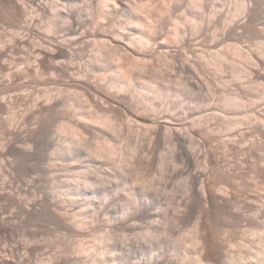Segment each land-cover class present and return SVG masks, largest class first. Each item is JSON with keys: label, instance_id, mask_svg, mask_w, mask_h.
Returning <instances> with one entry per match:
<instances>
[{"label": "bare ground", "instance_id": "6f19581e", "mask_svg": "<svg viewBox=\"0 0 264 264\" xmlns=\"http://www.w3.org/2000/svg\"><path fill=\"white\" fill-rule=\"evenodd\" d=\"M77 1L0 0L25 33L21 31L0 49V68L5 75L0 79V111L9 115V124L6 117H0V129L10 131L7 141H0V264H93L83 257L88 249L80 242L67 246L71 255L54 260L52 251L56 249L39 241L44 234L37 223L51 220L73 235L80 233L84 215L90 214L85 225L96 227L102 211L111 214L118 209L111 202L114 197L110 200L109 193L105 195L112 180L99 170L106 162L127 166L131 161L135 179L143 183L151 171L164 178L162 168L167 160L172 164L167 184L177 178L186 182L175 217L195 223L189 233L191 240L167 238L172 219L157 220L160 212L154 194L159 191L153 192L149 202L138 201L136 196L135 201L130 199L135 210L129 218L150 221L139 236L152 251L164 240L178 245L174 253L167 249L161 255L152 254L150 263L264 264V193L252 182L264 180V142L256 138L264 137L260 104L264 102V0H241L240 17H234L229 8L226 11L227 7L207 16L205 10L213 0H167L164 5L157 0H90L87 14L100 11L93 27L78 12ZM193 9V23L188 13L191 19L182 14L178 18L179 12ZM171 24L177 28L174 35L167 32ZM248 30L259 37L261 49L246 52L248 64L237 72L232 55L237 58L244 52L238 45L225 44L235 35L243 38ZM221 47L227 48L219 51ZM11 54L20 62L10 59ZM82 55L88 57L86 61ZM163 63L172 71L170 77L162 71ZM229 71L232 73L227 75ZM240 73L247 78L241 79ZM31 76L32 84L54 88L33 98L21 93L14 100L11 92L31 86L26 81ZM166 80L178 86L175 95L190 87L194 99L186 103L181 97V103L177 99L174 105H164L160 91L171 90L170 85L165 86ZM80 100L90 104V112L74 111ZM17 101L29 106L20 121L12 108ZM161 109L167 111L164 117ZM220 111L239 115L230 120L218 116ZM217 116L222 124L216 123ZM10 120L16 123L11 125ZM131 122L144 125V140H140V132L138 138ZM233 130L236 135L230 138ZM114 134L121 142L131 140L132 147L123 151ZM166 148L170 157H163L167 158L164 161L161 153ZM60 171L75 174L77 180L58 182ZM82 174H95L96 178L89 181ZM212 213L220 216L222 236H216L208 223ZM125 219L113 228L127 229ZM24 226L32 227L28 234V227L22 230ZM240 231L250 239L248 244L232 240ZM98 238L105 243L116 241L107 232ZM120 238L126 241L125 236ZM189 245L194 249L193 258L187 251ZM141 248L136 250L139 258L144 253ZM141 260L135 264H142Z\"/></svg>", "mask_w": 264, "mask_h": 264}, {"label": "rangeland", "instance_id": "374dc122", "mask_svg": "<svg viewBox=\"0 0 264 264\" xmlns=\"http://www.w3.org/2000/svg\"><path fill=\"white\" fill-rule=\"evenodd\" d=\"M86 1V2H85ZM85 1H83V0H78L77 1V10H78V12H80V14H81V16H83V18H85V16L84 15H86V18L88 19V21L90 20V24H92L91 26L93 27V26H95V24H97V22H98V20H97V13H99L100 11L98 10H96V12L93 14V15H88L87 13H88V9H89V5H90V3H91V1L90 0H85ZM89 3H88V2ZM157 1H160L163 5H164V3L166 4L168 1L167 0H164V1H161V0H157ZM179 1H181V0H179ZM220 3H219V2ZM240 1L241 0H213V2H215V3H211V5L205 10V14L207 15V16H209V15H211L210 13H215L216 12V10H220V9H222V8H224L225 10H226V8L225 7H227V10L226 11H228V8H229V10L231 11V13L234 15V17H240L239 15L240 14H238V7H239V4H240ZM216 2H218V3H216ZM214 5H217V7L216 6H214ZM220 5V6H219ZM88 6V7H87ZM162 6V5H161ZM213 6V7H212ZM222 6H224V7H222ZM8 7V6H7ZM6 6H2V5H0V49L1 50H3V47H5V45L6 46H8L9 44H10V42H11V40L13 39V37H15V36H17V34L19 35L20 33H22L19 29H18V26H17V24L15 23V20H13L12 19V17H11V15H10V8L8 7L7 8ZM210 8V9H209ZM211 8H213V10L211 9ZM217 8V9H216ZM3 9V10H2ZM7 9H8V11H7ZM6 11V12H5ZM85 11V12H84ZM211 11V12H210ZM82 12V13H81ZM192 17V19H191V17H188L189 15ZM181 14L183 15L182 16V18L184 17V18H189V19H191V21L192 22H190V23H193V21H195L194 19V15H196V10L195 9H193L192 11H182V12H179V14H178V18L180 17L181 18ZM187 15V16H186ZM94 17V18H93ZM85 18V19H86ZM177 19V18H176ZM236 19V18H235ZM238 19V18H237ZM97 20V21H96ZM182 26L184 25L185 26V24L183 23V24H181ZM170 26H172V27H170ZM181 26V27H182ZM183 26V27H184ZM91 27V28H92ZM170 28V29H169ZM174 29V30H172V29ZM177 28H176V25H173V24H171V25H169V27H168V31L167 32H175V30H176ZM169 30H171V31H169ZM19 31V32H18ZM212 31L213 32H215V30H210V33L212 34ZM18 32V33H17ZM166 32V31H165ZM173 32H172V34H173ZM15 34V35H14ZM23 34H25L24 32H23ZM172 34H170V35H172ZM246 34V35H245ZM174 35V34H173ZM234 36V35H233ZM171 37V36H170ZM169 37V38H170ZM175 37V36H174ZM235 37V39H237V38H239L238 36H234ZM234 37H232L233 38V40H231L230 39V41H227L226 43L227 44H225V45H227V46H233L234 45V47L236 46V45H238L239 46V48H241V52L243 53V55H240V56H237V58H234V57H236V56H234V55H232L233 57H232V62H234V66L233 67H235V69H236V71L237 70H239V71H237V72H240L241 71V69L240 68H242V67H246V65L248 64V62L247 61H245L246 59H245V55H246V52L248 53L249 51H251V50H256L258 47L260 48V45H261V40L259 39V37L257 36V35H255L254 34V32L253 31H251V30H248V32H245L243 35H242V37L243 38H240V39H237L236 41H234L235 39H234ZM237 37V38H236ZM172 39H174V38H171V39H169L170 41L172 40ZM175 40V39H174ZM242 40V41H241ZM172 42H173V40H172ZM257 44H256V43ZM235 43V44H234ZM236 43H238V44H236ZM173 44H174V42H173ZM229 44V45H228ZM252 44V45H251ZM243 45V46H242ZM263 46H264V44L261 46V48H262V50H263ZM2 47V48H1ZM252 47V48H251ZM255 47V48H254ZM6 48V47H5ZM225 48H227V47H221V48H219L218 50L219 51H222V49H223V51L225 50ZM243 48V49H242ZM260 48V49H261ZM246 50V51H245ZM218 52V51H217ZM11 56H12V54H11ZM84 55H82L81 57H83ZM15 57V58H14ZM13 59V61L14 62H16V63H19L20 62V60L18 59L19 57L17 56V55H13L12 57H10V59ZM84 58H86L85 59V61L87 60V58L88 57H85L84 56ZM84 58H82V60L84 59ZM15 59V60H14ZM16 60H18V61H16ZM12 61V60H11ZM245 61V62H244ZM83 62H84V60H83ZM236 64V65H235ZM243 66H242V65ZM238 65V67H236ZM240 66V67H239ZM166 67V68H165ZM165 68V69H164ZM167 66L163 63V65H162V71H164V72H166V73H164V74H166V76L167 77H170L169 75L170 74H172V71H170V69L168 68V70H167ZM234 69V70H235ZM46 71L47 70H45L44 71V73H46ZM233 71V70H232ZM235 71V72H236ZM49 72V71H48ZM230 72V71H229ZM232 72H230V73H227V75H229V74H231ZM169 74V75H168ZM243 73H240V77H241V79H243V77H244V79H246L247 78V76L245 75V74H243ZM4 75V71H3V69L2 68H0V79H1V81L2 80H4V78H5V75ZM46 75H47V73H46ZM45 75V76H46ZM49 76H50V73H48V76H46L45 78L48 80V78H49ZM231 76V75H230ZM246 76V77H245ZM34 77V76H33ZM33 77L31 76V77H29V79L27 78L26 79V81L28 80V81H30V83L29 84H31V86L29 85V87L27 86L25 89L23 88V90L22 89H15L14 91H12L11 92V94L10 95H12L13 96V98H14V100H15V97H16V100L19 98V97H22L24 94L27 96V95H29L30 96V98H33V96H37V94L38 93H40V94H42V96H43V92H46L48 89H53L54 88V86L53 85H48V86H46V85H41V86H39V85H35V84H32V81L34 82V80H33ZM48 77V78H47ZM50 79V78H49ZM243 79V80H244ZM21 81V80H20ZM20 81L18 82V83H20ZM167 81V80H166ZM22 82H23V80H22ZM264 83V82H263ZM262 84V83H261ZM168 86V85H170L171 86V90L170 91H165L166 89H163L162 88V90L160 91L161 93V95H160V97H161V100L160 101H162L163 103H164V105H167V104H170V105H174V102H178L179 101V103H181L180 101H181V99L182 100H185V102L187 103V101H189V100H187V99H194V97H195V95H194V93L191 91V89H190V87H189V89H187L186 87H185V90L183 89V91H181L180 92V96L179 95H175V91H173V90H175L176 88H178V86L177 85H175V83L174 82H169V81H167V82H165V86ZM39 86V87H38ZM46 86V87H45ZM262 86H264L263 84H262ZM51 87V88H50ZM175 88V89H174ZM264 87H262V91L264 90L263 89ZM42 89V90H41ZM46 89V90H45ZM22 90V91H21ZM44 90V91H43ZM164 91V92H163ZM172 91V92H171ZM187 91V92H186ZM262 91L260 92V93H262ZM166 92V93H165ZM186 92V93H185ZM21 93H23V95L21 94ZM27 93V94H26ZM162 93H163V95L165 96H163L162 95ZM171 93H172V97H170L171 96ZM166 94V95H165ZM219 94V93H218ZM217 94V95H218ZM18 95H20V96H18ZM190 95V96H189ZM28 96V97H29ZM32 96V97H31ZM164 97V98H163ZM180 97V98H179ZM182 97V98H181ZM163 98V99H162ZM172 98V99H171ZM218 98V97H217ZM164 99H165V101H164ZM168 99H169V101H168ZM177 99H178V101H177ZM171 100V101H170ZM174 100V101H173ZM77 102V103H76ZM75 102V108H74V111L75 112H77L78 110V112H81V111H85V112H87V111H89L90 109H92L91 108V106H90V104L87 106L86 105V101L84 100H80V101H76ZM83 102V103H82ZM85 102V103H84ZM169 102V103H168ZM185 102L184 101H182V103H184L185 104ZM81 105H80V104ZM165 103H167V104H165ZM172 103V104H171ZM178 103H176V105H177ZM192 104H194V103H192ZM261 104V106L263 105V108H264V102L263 103H260ZM80 107H79V106ZM28 105L26 104V103H22L21 101H17V102H15V105L14 106H12V108L14 109H12L15 113H17V118H18V120L20 121L21 120V115L23 116V113L25 114V112H27L26 110H28L29 109V106L27 107ZM76 106H78V107H76ZM178 106V105H177ZM86 107V108H85ZM83 108H85L84 110H82ZM90 108V109H89ZM81 109V110H80ZM162 110V111H161ZM161 110H159L160 112L159 113H163V114H161V116H163L166 112L165 111H163V109H161ZM165 110V109H164ZM25 111V112H24ZM74 111L73 112H71L72 114L74 113ZM92 111V110H91ZM94 111V110H93ZM1 113H0V117H2V116H4L3 118L5 119V117H6V119L4 120V121H8V117H9V115H7V113H3L2 114V111H0ZM77 112V113H78ZM90 112V111H89ZM221 112V113H220ZM218 114H221V115H218V116H220V117H224V116H226V117H228L229 119L230 118H236L238 115H239V113L238 112H234V111H232L231 113H229L230 111H228V113H227V111H226V113L224 112V111H220ZM226 114V115H225ZM229 114V115H228ZM224 115V116H223ZM218 116H217V121H216V123H219L220 121V118H218ZM164 117V116H163ZM231 120V119H230ZM10 122H11V120H10ZM16 122L13 120L10 124L11 125H14ZM221 124H222V122H220ZM219 123V124H220ZM8 124H9V121H8ZM218 124V125H219ZM132 127H137V128H135V130L137 131V136H138V138H139V135H138V132H140L139 134L141 135L140 137H142V138H140V140H144V138H145V136L146 135H144L145 134V128L143 127V126H141V125H137L136 123H133V122H131V124H130ZM11 127V126H10ZM246 127V126H245ZM8 128H9V126H8ZM142 130V131H141ZM4 130L2 129H0V141H7V139L10 137V131L8 132V134L6 133L7 132V130L6 131H4ZM135 134V133H134ZM230 134V135H229ZM228 134V136L230 137V138H234L235 137V135H236V130H233V131H231L230 133ZM136 135V134H135ZM257 135V134H256ZM115 136V137H114ZM119 136V135H118ZM116 134H114L112 137H114L115 139L114 140H116L117 138L116 137H118ZM259 136V137H258ZM120 137V136H119ZM118 137V139H117V145L119 146V147H121L122 148V150L124 151V148H125V151L127 150V149H129L130 147H132V145H133V142H131V140H125V141H123V142H121L122 141V139L121 138H119ZM257 139H259V140H261L262 142H264V137L263 136H261L260 137V135H257V137H256ZM101 140V139H100ZM103 140V141H102ZM101 140V142H104V139H102ZM4 141V142H5ZM119 141H120V143H119ZM132 143V144H131ZM123 144H124V147H123ZM130 144V145H129ZM129 146V147H128ZM166 149H167V151H166ZM164 151H162V158L163 157H170L169 155V150H168V148H166ZM124 154L126 155V152H124ZM166 158V159H167ZM165 158H163V160H164ZM165 159V160H166ZM164 160V161H165ZM170 160H167L165 163H164V165H163V168H162V172H163V176H164V174H165V176H164V178H159V175L158 174H156V173H154L153 171H151V173L149 172L146 176H145V178H144V182L142 183H140V182H138L136 179H135V172L134 173H132L133 171H135V169H134V167L135 166H133V163L130 161V162H128L127 163V166H126V164H122V165H120V166H118V165H116L115 163L113 164V162H106L105 164V168H101L99 171H101L102 169V172L104 173H102L105 177H108L109 176V178L112 180V182H110L109 183V185H108V187H109V189H108V187H106V189L108 190V191H106L105 193V195H107L108 193V197L107 198H109L110 197V200L112 199V197H114L112 200H114L115 198V200L116 201H112L111 200V202H115V205L117 204V206H115L116 208H118V209H116V212L115 213H108V212H106V214H105V212L103 213V211L100 213V223L96 226V227H92L91 225H88V226H86L85 225V223L87 222V220H89L90 218H89V216H90V214L88 215H84V217H83V225H84V227L83 226H81V230H80V233H77V234H73V235H71L70 233L68 234V232H66L65 230H63L62 228H59L58 226H56L55 224H54V222L53 221H51V220H46V221H41L40 223H37V225L38 226H40V228L43 230V236L42 237H39L40 238V240H39V238H38V240L42 243H45L46 245H51V247L54 249H56V250H54V251H52V258L54 259V260H57L58 258H60V257H62V256H67L68 254L69 255H71L68 251H67V246H69V245H76V243H78V242H80L82 245H84V246H86L85 248L86 249H88V250H86L87 251V253H84V255H83V257L84 258H87V259H90V260H92L94 263L93 264H108V263H110V264H135L137 261H139L140 260V258H142V264H151L150 263V261L148 260L149 259V257L152 255V254H159L160 253V255H161V253L162 252H165V250H167V249H169L170 250V253H174L175 252V250H176V248L178 247V245L176 244V243H172V242H170L169 244H168V242H165V240H164V242L163 243H161V245H160V247L159 248H157L156 250H151L150 249V246L147 244V241H146V239H144V238H142V237H140L139 236V234L141 233V235L143 234V232H140V231H142V230H144L143 228H147L148 226H149V224H150V221L148 220V219H146V218H144V217H140L138 220H132V219H130L132 216H133V212H134V210L135 209H133L135 206L133 205V204H131V202H129V200L130 199H134V201H135V198H136V200H140L141 202H149V201H152V199H153V194L156 192V190H157V192L158 193H156V194H154L155 196H154V200H155V198H156V201H154V202H157L158 201V203H157V210L160 212V214H159V217L157 218V220L159 221V223L160 222H162L163 221V219H164V217H168L169 219L171 218L172 220V222H171V224H170V229H169V232H168V235H166L167 236V238H174V239H176V238H188V239H190L191 240V238H189L190 237V234H191V231H192V228L194 227V223H195V220L193 221L192 219H187L186 220V222H180L175 216H178V209H177V207H178V205H179V203H180V201L185 197V180L184 179H182V178H177V179H175V181H173L172 183H170V182H168V184H167V178H166V174L168 173V171L170 170V169H172V164L169 162ZM110 166H109V165ZM113 164V165H112ZM132 164V165H131ZM108 167V168H107ZM93 167H91V169H92ZM110 168V169H109ZM95 169V167L92 169V170H94ZM123 169H125V170H123ZM134 169V170H133ZM96 170V169H95ZM112 170V171H111ZM113 170H115V171H113ZM98 171V172H99ZM131 171V172H130ZM119 173V174H118ZM130 173V175H132V176H130V175H128ZM58 174V173H57ZM100 174V173H99ZM122 174V175H121ZM60 175V176H59ZM73 175V176H72ZM86 175V176H85ZM83 179H87V180H89V181H93L95 178H96V175L95 174H90V175H88V174H82V175H80ZM121 176V177H120ZM59 177V178H58ZM72 177V178H71ZM75 179H74V178ZM125 178V179H123V178ZM128 177V178H127ZM58 178V179H57ZM57 180H58V182H60V181H62V182H65V183H63V184H66V183H70V182H73L74 180H77V176L75 177V174H71V173H68V172H66V171H60V174H58V176H57ZM114 178V179H113ZM118 178V179H117ZM133 178H134V181L136 182H134L133 181ZM253 178H255V177H252V179ZM123 179V180H122ZM251 179V178H250ZM250 179H249V181H250ZM258 178H255L254 180H252V182L254 181L257 185H259L258 187H259V191H261V192H263L264 193V180L262 179V178H259L258 180H257ZM125 181H126V183H125ZM114 182V183H113ZM122 182V183H121ZM132 182V183H131ZM258 182V183H257ZM61 183V182H60ZM121 183V184H120ZM129 183H130V185H129ZM166 183V184H165ZM113 184V185H112ZM119 185V186H118ZM128 186V187H127ZM126 187H127V189H126ZM47 188H48V190L49 191H51L50 190V188H51V185H50V188H49V185L47 186ZM117 188V189H116ZM111 190H113V191H111ZM118 190V191H117ZM149 192H150V194H149ZM154 192V193H153ZM31 193V192H30ZM142 195H141V194ZM114 194V195H113ZM116 194H117V197H116ZM140 194V195H139ZM148 194V195H147ZM151 195V196H150ZM120 196V197H119ZM132 196V198H130ZM136 196V197H135ZM141 196V197H140ZM143 196V197H142ZM149 196V197H148ZM135 197V198H134ZM147 197V198H146ZM120 198V199H119ZM122 199V200H121ZM146 199H148V200H146ZM150 199V200H149ZM128 202V203H127ZM179 202V203H178ZM121 204V205H120ZM126 205H127V207H126ZM121 206V207H120ZM130 206V207H129ZM133 206V207H132ZM159 206V207H158ZM125 207H126V209H125ZM125 209V210H124ZM177 209V210H176ZM118 210V211H117ZM121 211V212H120ZM127 211V212H126ZM133 211V212H132ZM125 213H127V214H125ZM102 214V215H101ZM116 215V216H115ZM218 214H216V213H212L211 214V219H210V216H209V221H208V223H209V225H211V228H212V230L213 231H217L216 232V236H222L221 234H222V228L224 227L223 225H222V223L220 222V220L218 219L220 216H218V217H216ZM127 216V217H126ZM120 217V218H119ZM123 217V218H122ZM130 217V218H129ZM214 217V218H213ZM107 218V219H106ZM122 218V219H121ZM126 218V219H125ZM106 219V220H105ZM116 219V220H115ZM123 219H125L124 221L125 222H128V223H126V224H128L127 226H128V228L126 229V228H124V227H119L118 229H115V228H113V224H115L116 225V223L117 222H121V220H123ZM130 219V220H129ZM216 219V221H214ZM217 219H218V221H217ZM102 220V221H101ZM109 220V221H108ZM127 220V221H126ZM174 220V221H173ZM178 220V221H177ZM105 221V222H104ZM132 221V222H131ZM214 222V223H213ZM102 223V224H101ZM122 223V222H121ZM186 223V224H185ZM75 224H76V221H75ZM105 224V225H104ZM107 224V225H106ZM120 224V223H119ZM118 223H117V225H119ZM131 224V225H130ZM220 224V225H219ZM37 226V228H39ZM90 226V227H89ZM132 226V227H131ZM134 226V227H133ZM193 226V227H192ZM217 226V227H216ZM220 226V227H219ZM222 226V227H221ZM26 227H28V226H24V228L22 227V230L24 229L25 230V228ZM213 227H215V228H213ZM32 229V227H28L26 230V233L25 234H28L27 232L28 231H30V230H28V229ZM95 228V229H94ZM113 228V229H112ZM141 228H142V230H141ZM217 228V229H216ZM219 228V229H218ZM97 229V230H96ZM21 230V229H20ZM102 230V231H101ZM221 230V231H220ZM21 232V231H20ZM23 232V231H22ZM21 232V234H24V232L22 233ZM111 233V234H114V236L116 237V241H114V242H101V241H99V238H98V236H100V234L102 235V234H105V233ZM241 232V231H240ZM190 233V234H189ZM120 236L121 237H126V241L124 242L121 238H120ZM240 236V237H239ZM242 236H244V237H242ZM247 236H246V234L244 235V233H240L239 235H238V237L237 238H231L233 241H235V242H241L242 240V242H246L247 243V241H249L250 239H248V238H246ZM217 238H219V237H217ZM220 240L222 239V238H219ZM238 239V240H237ZM247 239V240H246ZM44 240V241H43ZM98 242V243H96V241ZM42 243V244H43ZM56 243L57 244H59L60 243V246L58 245V246H56ZM94 243H96L97 244V246H96V244L94 245ZM62 244V245H61ZM190 244V243H189ZM248 244V243H247ZM88 245V246H87ZM91 245V246H90ZM141 245V246H140ZM55 246V247H54ZM113 246H114V248H113ZM142 246H144L143 248H141ZM59 247V248H58ZM88 247V248H87ZM93 247V248H92ZM139 247L143 250V255H140L141 257L139 258L138 257V255H137V251L139 250ZM102 248V249H101ZM93 250V251H91V250ZM99 249V250H98ZM105 249V250H104ZM112 249V250H111ZM100 250H102V251H100ZM137 250V251H136ZM174 250V251H173ZM67 251V252H66ZM187 251H188V253H189V255L191 256V258H193V256H194V249H193V247L192 246H188V249H187ZM54 252V253H53ZM104 253V254H103ZM108 253V254H107ZM65 254V255H64ZM87 256H91V257H87ZM92 258V259H91ZM100 258V259H99ZM98 259V260H97ZM183 264H188L187 262L186 263H183Z\"/></svg>", "mask_w": 264, "mask_h": 264}]
</instances>
